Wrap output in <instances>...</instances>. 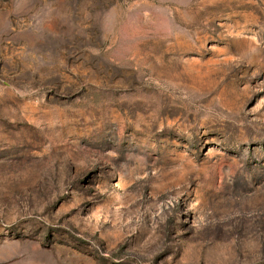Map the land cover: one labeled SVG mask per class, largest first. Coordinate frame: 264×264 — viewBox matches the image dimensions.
I'll return each mask as SVG.
<instances>
[{
    "label": "rangeland",
    "instance_id": "374dc122",
    "mask_svg": "<svg viewBox=\"0 0 264 264\" xmlns=\"http://www.w3.org/2000/svg\"><path fill=\"white\" fill-rule=\"evenodd\" d=\"M0 264H264V0H0Z\"/></svg>",
    "mask_w": 264,
    "mask_h": 264
}]
</instances>
